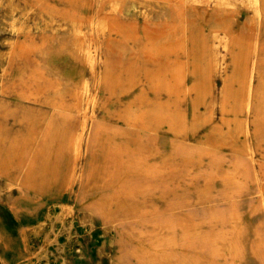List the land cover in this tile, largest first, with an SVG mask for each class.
<instances>
[{"label":"rangeland","instance_id":"obj_1","mask_svg":"<svg viewBox=\"0 0 264 264\" xmlns=\"http://www.w3.org/2000/svg\"><path fill=\"white\" fill-rule=\"evenodd\" d=\"M24 1L0 0V264H264V14L257 29L249 0H27L49 36L19 56ZM53 114L61 144L22 184Z\"/></svg>","mask_w":264,"mask_h":264},{"label":"bare ground","instance_id":"obj_2","mask_svg":"<svg viewBox=\"0 0 264 264\" xmlns=\"http://www.w3.org/2000/svg\"><path fill=\"white\" fill-rule=\"evenodd\" d=\"M7 1V0H6ZM39 1L40 0H36V1H34V3L35 4H38L39 3ZM115 1V0H114ZM133 2L131 3V4H134V0H132ZM251 3H252V5L255 7V13L253 14V16H251L250 18H249V20H248V22H254L255 23V26H256V28L257 29H259V28H261L260 27V25H261V20H262V18H263V14H264V9H263V7L261 6V0H249ZM1 3V2H0ZM2 3H4V2H2ZM1 3V4H2ZM228 3H232V1L230 2V1H228ZM228 3H226V2H224V0H218L217 1V9H216V12L217 13H221V8H222V5L223 4H226L227 6H229V4ZM0 4V5H1ZM6 4V3H5ZM24 4L26 5V7H21L20 6V3H17V4H14V6L13 7H11V9L9 10V13H10V21H9V23H8V25H9V28H10V30L11 31H13V32H24V37L17 43L18 44V49L16 50V53L18 52V55L19 56H22L23 55V53L24 52H27V51H32V50H35V49H37V43H36V41L34 40V35H35V32H37V31H42V37L45 39V38H47L48 36H49V30H47L46 28H44V26H43V24H42V17H43V14H42V10H36L35 8H34V10H35V12H36V15H38L37 17H35V19L33 20V22L30 24V23H28L27 22V18H28V11H30L29 10V7H27V4H28V1L27 0H25L24 1ZM3 5V4H2ZM13 5V4H12ZM4 6V5H3ZM17 6H18V8L20 7V8H22L21 9V14L19 15L18 13H17ZM230 6H231V4H230ZM20 8H19V10H20ZM32 8V10H33V6L31 7ZM166 8L168 9V12L167 13H165V19H168V20H170L171 18H172V15L169 13L170 12V9H171V6H170V4H167L166 5ZM166 9V10H167ZM29 18H30V16H29ZM76 30H78V29H76ZM76 30H75V32H76ZM80 31V30H79ZM78 31V32H79ZM8 41H9V43H14V41L16 40V37H14V36H11V37H8V39H7ZM262 46H260V48H261ZM242 48H243V46L241 45V51H240V53L235 57V62H236V65H239V61H240V59H241V53H242ZM263 48V47H262ZM261 48V49H262ZM0 51H1V49H0ZM255 52H256V56L257 57H262V56H264V52L262 51V50H260V51H258V50H255ZM40 53L42 54V59L40 60V65L38 66V68H37V70H36V72L34 73V76L35 77H37V78H40V77H47V75L45 74V70L46 69H48L49 68V65H48V63L46 62V60H45V57H44V52L42 51V50H40ZM1 62L2 63H6V62H9L10 63V65H12V56L11 55H8V54H6V53H2L1 52ZM215 60V59H214ZM215 62H216V60H215ZM258 62V61H257ZM258 64V63H257ZM256 64V65H257ZM262 69H263V67H261V66H254V65H251L250 66V68H249V70L247 71V74H246V79H245V85H246V90H245V97H244V100H243V102L245 103V107L246 108H250V106H251V103H252V99H251V94H252V91H253V74H259V77H261V75H262ZM218 70V69H217ZM254 71H255V73H254ZM242 73V72H241ZM56 78H57V80H60V81H64V82H66V83H68L69 82V80L68 79H65V78H63V77H61L60 76V74H56ZM84 80V79H83ZM259 80H261V78L259 79ZM85 81H86V79H85ZM88 81V80H87ZM86 81V82H87ZM84 82V81H83ZM262 83H264V81H262ZM242 86V85H241ZM201 88V87H200ZM262 88V87H261ZM263 89H264V86H263ZM205 90V89H204ZM21 93V96L23 97V98H29V96H28V94H26V93H24V91H20ZM35 95H36V93H35ZM242 97V96H241ZM64 104V103H63ZM1 107V106H0ZM63 108V107H62ZM65 108V107H64ZM2 109V108H1ZM56 110H58L59 112H60V110H61V107H60V103L59 102H57L56 104H55V110L54 111H56ZM63 114V113H62ZM59 116H61L60 115V113L58 114ZM58 115H55V114H53V115H51L48 119H46V120H44V121H42L41 122V124H40V126H41V129L39 130V136L36 138V142H37V149H35V150H33V152H32V154L30 155V157H29V159H28V162H27V164L22 168V170H21V172H20V181L22 182V184H30L33 180L35 181L36 180V178H35V176H36V174H35V164H43L44 165V161H43V159H45V157H48V155L50 154V152H49V147L47 146V145H49V144H47V142H53L54 144H57V145H60L61 144V137H60V127L61 126H59L58 125V122H59V117H57ZM64 115V114H63ZM82 121V120H81ZM61 122V121H60ZM63 122V121H62ZM66 122H68V121H66ZM92 122V121H91ZM85 123V122H84ZM103 123V122H102ZM62 124V123H61ZM105 124V123H104ZM63 125H64V123H63ZM66 125V124H65ZM86 126V125H85ZM115 128H117V127H115ZM114 128V129H115ZM98 129V128H97ZM119 129V128H118ZM125 130V129H124ZM91 131V130H90ZM112 131V130H111ZM114 131V130H113ZM123 131V130H122ZM62 132V131H61ZM84 133V132H83ZM124 134H125V132H123ZM134 133V132H133ZM136 133V132H135ZM144 133V132H143ZM142 133V134H143ZM120 134V133H119ZM120 135H122V134H120ZM137 135V134H136ZM149 135V134H148ZM152 135V134H151ZM154 135V134H153ZM125 136V135H124ZM134 136V135H133ZM140 136H142V135H140ZM64 137V136H63ZM74 137V136H73ZM155 137V135L153 136V137H151V138H154ZM68 138L70 139V140H72L73 138L71 137V135H68ZM127 138V137H126ZM136 138V137H135ZM139 138V137H138ZM150 138V139H151ZM158 137H156V139H157ZM128 139V138H127ZM95 141V140H94ZM122 142H123V140H121ZM140 142V141H139ZM173 142V141H172ZM176 142V141H175ZM178 142V141H177ZM179 143V142H178ZM47 144V145H46ZM147 145H149V144H147ZM146 145V146H147ZM174 145V144H173ZM179 145V144H178ZM141 146V145H140ZM48 148V149H47ZM208 148V147H207ZM207 148H206V150H207ZM173 149V148H172ZM212 149V148H211ZM210 149V150H211ZM133 150V149H132ZM135 150V149H134ZM156 150V149H155ZM213 150V149H212ZM209 150H207V152H208ZM143 153V152H142ZM142 153H140V154H142ZM193 153H194V151H193ZM200 153V152H199ZM145 154V153H144ZM147 154V153H146ZM207 153L205 152V155H206ZM209 154V153H208ZM210 154H211V151H210ZM139 155V154H138ZM171 155V154H170ZM202 155V154H201ZM204 155V154H203ZM202 155V156H203ZM181 156V155H180ZM189 156V155H188ZM207 156V155H206ZM23 157V154L20 152L19 153V158H22ZM143 157V156H142ZM173 157H176V156H173ZM185 157V156H184ZM51 158H52V156H51ZM168 158V157H167ZM167 160V159H166ZM171 159H169V161H170ZM180 160H181V158H180ZM46 161V160H45ZM172 161H174V160H172ZM197 161H199L200 162V160L198 159H190V160H188V163H192V164H195ZM49 162V161H48ZM181 162V161H180ZM179 162V163H180ZM151 163V162H150ZM171 163V162H170ZM187 163V164H188ZM222 163V162H221ZM185 164V163H184ZM222 164H224V163H222ZM162 165H163V163H162ZM167 165V164H166ZM171 165H172V163H171ZM219 165V164H218ZM41 166V165H40ZM53 166V165H52ZM181 167H183V165H180ZM185 167V166H184ZM187 167V166H186ZM219 167V166H218ZM217 167V168H218ZM52 168V167H51ZM216 168V169H217ZM171 169H173V166H172V168ZM179 169H180V167H179ZM182 169V168H181ZM189 169H190V167H189ZM37 170V169H36ZM168 170V169H167ZM184 170V169H183ZM51 171V170H50ZM176 171V170H175ZM180 171H182V170H180ZM220 171V170H219ZM186 172V171H185ZM218 172V171H217ZM222 172V171H221ZM43 173V172H42ZM241 173V172H240ZM81 174V173H80ZM172 174H175V172L174 173H172ZM177 174V173H176ZM219 174V173H218ZM45 175V174H44ZM72 175V174H71ZM170 175V174H169ZM180 175V174H179ZM221 175V174H220ZM224 175V174H223ZM171 176H173V175H171ZM170 176V177H171ZM176 176V175H175ZM174 176V177H175ZM185 176V175H184ZM183 176V177H184ZM216 177H217V174L215 175ZM182 177V178H183ZM39 178V177H38ZM173 178V177H172ZM171 178V179H172ZM177 178V177H176ZM179 178H181L180 176H179ZM211 178H212V176H211ZM210 178V179H211ZM175 179V178H174ZM185 179V178H184ZM209 179V178H208ZM215 179V178H214ZM222 179V178H221ZM38 180V179H37ZM40 181V180H39ZM146 181V180H145ZM203 181H205V178H204V180ZM183 182V181H182ZM20 183V182H19ZM149 184V181H148V183H147V185H144V186H141V187H143V189L142 190H140L139 191V193L138 194H140V195H142V196H145V195H147L148 196V194H151V193H153L152 192V189H153V186H150V185H148ZM193 184H194V182H193ZM197 184V183H196ZM202 184V183H201ZM43 185V184H42ZM201 186V185H200ZM230 188V187H229ZM198 189V188H197ZM231 190V189H230ZM172 191V190H171ZM174 192V191H173ZM213 192V191H212ZM170 193V192H169ZM208 194V193H207ZM189 195V194H188ZM187 195V196H188ZM209 196V195H208ZM210 197H211V195H210ZM210 197H208V198H210ZM212 198V197H211ZM140 198H133V199H131V201H130V203H127V205H125L123 208H124V210L128 213V212H130V213H132L134 210H136L137 208H141V207H143L144 205H143V202L141 201V200H139ZM186 199H188V198H186ZM204 200V199H203ZM199 202V201H198ZM204 202V201H203ZM60 204H62V203H60ZM64 204V203H63ZM62 204V205H63ZM204 204V203H203ZM210 204V203H209ZM69 206V205H68ZM70 208V207H69ZM73 209V208H72ZM145 210V209H144ZM175 210H176V208H175ZM138 211V210H137ZM136 211V212H137ZM180 211V210H179ZM175 216V215H174ZM235 216V215H234ZM238 216V215H237ZM181 217V216H180ZM175 218H176V216H175ZM242 218V217H241ZM178 219V218H177ZM232 219V218H231ZM181 220H183L182 219V217H181ZM233 220V219H232ZM237 220H238V218H237ZM194 221V220H193ZM185 222H186V220H185ZM189 222H191V221H189ZM142 223V222H141ZM178 223V222H177ZM187 223V222H186ZM193 223V222H192ZM230 223H231V221H230ZM238 223H239V221H238ZM41 224V223H40ZM232 224V223H231ZM240 224V223H239ZM167 225V224H166ZM176 225V224H175ZM178 225V224H177ZM190 225H191V223H190ZM188 226V225H187ZM195 226V225H194ZM193 228V227H192ZM195 229V228H194ZM55 240V239H54ZM58 242V241H57ZM187 243V242H186ZM190 243V242H189ZM187 246V245H186ZM188 248H189V246H188ZM187 248V249H188ZM189 251V250H188ZM190 252V251H189ZM184 254V253H183ZM219 255V254H218ZM177 256V255H176ZM179 256V255H178ZM190 257V256H189ZM191 258V257H190ZM175 260V259H174ZM200 260H198V262H199ZM203 261V260H202ZM195 262V261H194ZM205 262V261H204ZM200 263V262H199ZM203 263V262H202ZM206 263V262H205Z\"/></svg>","mask_w":264,"mask_h":264}]
</instances>
